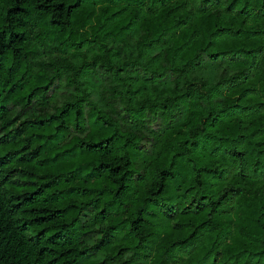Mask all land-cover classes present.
Returning a JSON list of instances; mask_svg holds the SVG:
<instances>
[{"label":"trees","instance_id":"trees-1","mask_svg":"<svg viewBox=\"0 0 264 264\" xmlns=\"http://www.w3.org/2000/svg\"><path fill=\"white\" fill-rule=\"evenodd\" d=\"M0 264H264V0H0Z\"/></svg>","mask_w":264,"mask_h":264},{"label":"rangeland","instance_id":"rangeland-1","mask_svg":"<svg viewBox=\"0 0 264 264\" xmlns=\"http://www.w3.org/2000/svg\"><path fill=\"white\" fill-rule=\"evenodd\" d=\"M93 49H94V47H87L86 53H87V55H88V58H90V54H91V52L93 51ZM49 52H51V51L48 50V51H46V52H42L41 55H47V56H49V55H50V54H48ZM67 55H68L71 59L75 60L76 62H78V61L81 60L79 54H78L76 51H69V52L67 53ZM37 68H38V66L35 67V69H37ZM96 86H97V85H96ZM65 93H66V88H65V87H60V88H58V89L56 90V93L54 94L53 99L56 100L59 96L65 94ZM18 121H19V119H17L16 123H18Z\"/></svg>","mask_w":264,"mask_h":264}]
</instances>
